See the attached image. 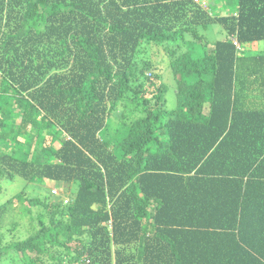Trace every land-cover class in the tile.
I'll use <instances>...</instances> for the list:
<instances>
[{"label":"trees","instance_id":"16d2710c","mask_svg":"<svg viewBox=\"0 0 264 264\" xmlns=\"http://www.w3.org/2000/svg\"><path fill=\"white\" fill-rule=\"evenodd\" d=\"M204 1L0 0V264H264V0Z\"/></svg>","mask_w":264,"mask_h":264},{"label":"rangeland","instance_id":"374dc122","mask_svg":"<svg viewBox=\"0 0 264 264\" xmlns=\"http://www.w3.org/2000/svg\"><path fill=\"white\" fill-rule=\"evenodd\" d=\"M207 1L211 5V7H214V9L216 11H219L220 14H223L226 12L228 13L229 9H233L236 7V4H235L236 0H207ZM202 5L205 7L204 4H202ZM200 32H202L205 35V38H207L210 43L222 37V32L220 31V27H218V25H215V24L214 25L210 24V25H208L207 28H205V27L200 28ZM249 44L248 45L246 44V46L243 47V49L246 51V53L258 52V50L263 49L264 40L251 42ZM157 45L159 48L154 47V46H150L149 50L153 53L156 52V54H158V56L154 55V58L153 57L152 58L154 60H157L159 63V56L162 55V51L160 50L161 45L160 44H157ZM159 64H161L160 66L162 67L163 63L160 62ZM171 94L172 93L170 91H167L165 94V96H166L165 105L169 109L174 106L173 105L174 104V97ZM124 133H125V131H123L122 133H120L119 135L114 137L113 141L118 142V140L123 137ZM5 146H7V144ZM2 185L4 186V189L0 190V203L5 201L6 199L12 197L13 194L16 191H18L23 184H22V179L17 177L15 181L3 180ZM57 189H58V187H57ZM41 209H42L41 207H32L31 214L33 215L34 219L39 218L38 215H39V211ZM20 223H21V226L13 227L14 229L7 232L8 234L5 235V238H4L5 240L9 241L10 239H20V238L26 237L32 231V229L26 223H24V222H20ZM33 223H35V220H33ZM5 263L6 262H3L2 264H5ZM63 264H67V263H63ZM83 264H86V263H83Z\"/></svg>","mask_w":264,"mask_h":264},{"label":"built area","instance_id":"2783aa9c","mask_svg":"<svg viewBox=\"0 0 264 264\" xmlns=\"http://www.w3.org/2000/svg\"><path fill=\"white\" fill-rule=\"evenodd\" d=\"M195 1L199 2V3H200V5H202V4H205V3H204V1H199V0H195ZM237 46H238V44H237ZM53 192H56V191H55V190H53Z\"/></svg>","mask_w":264,"mask_h":264},{"label":"crops","instance_id":"0c3cea01","mask_svg":"<svg viewBox=\"0 0 264 264\" xmlns=\"http://www.w3.org/2000/svg\"><path fill=\"white\" fill-rule=\"evenodd\" d=\"M202 1H204V0H202ZM204 3H205V1H204ZM204 5H205V4H204ZM201 6H203V5H201ZM203 7H204V6H203ZM205 7H207V6L205 5ZM248 44H249V43H248ZM248 44H247V45H248ZM249 45H250V44H249ZM244 46H246V44L243 45V47H244ZM243 47H242V49H243ZM239 49H240V48H239ZM260 50H261V49H260ZM260 50H258V52H259ZM244 52H246V51L244 50Z\"/></svg>","mask_w":264,"mask_h":264}]
</instances>
